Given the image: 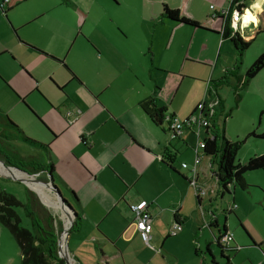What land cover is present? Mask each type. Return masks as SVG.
Returning <instances> with one entry per match:
<instances>
[{"label":"crops","instance_id":"obj_1","mask_svg":"<svg viewBox=\"0 0 264 264\" xmlns=\"http://www.w3.org/2000/svg\"><path fill=\"white\" fill-rule=\"evenodd\" d=\"M19 1L25 3L30 0ZM214 1L221 7L228 4L227 0ZM130 2L135 8L137 2ZM161 2H166L171 8H179L188 18L208 26L201 22L199 14L195 17L193 11L188 12L191 0H181V3L168 0ZM261 2L260 8L263 10L264 0ZM120 4L118 0H56L53 7H59L67 13V10L72 9L71 15H53V8L41 10L34 16L35 19L25 25L38 22L37 35L26 36L35 40L29 41L34 46L17 37L21 44L41 54L42 58L32 68L24 63L30 72L22 69V78L10 81L16 90L1 77L49 134L45 142L50 145L55 181L60 189L66 191L68 195L64 196H69L66 198L73 204L79 217L70 233L69 250L77 264H89L91 256H87L89 252L85 249L94 255L95 264H114L119 258H123L122 264H126L124 250L118 246V242L131 243L137 240L143 249L144 246H153V251L147 249L149 256L141 264H217L221 253L217 238L226 228L234 234L231 245H238L240 249L226 252L229 259L222 260L221 264H264V184L256 183L261 186L257 189L251 186L248 190L234 187L228 196H220L217 179L212 172L216 158L210 155L207 161L202 159L196 166V151L195 156L180 153V143L186 149L189 147L187 130L193 132L194 126H186L189 128L177 132L179 138H174L167 122L160 126L150 118L144 107L147 101H152L158 108L166 107L168 114L176 115L181 121L188 113L175 109L170 111L163 102V94H159V87L165 83L161 76L168 71L163 64L165 56L159 58L166 42L162 46L156 45L153 36L147 44L144 41L140 43L137 38L139 35L133 30V35L129 34L123 26L125 18L119 12ZM163 4L161 18L169 22L175 34L174 30L182 26L171 23L163 16ZM9 6L11 9L5 15L7 19L14 7ZM254 9L257 17L260 11ZM211 10L219 12L220 9L216 6L215 10ZM136 13L131 12L130 15L138 21L154 17L145 9L142 13ZM72 14L75 16L73 22L70 20ZM220 21L211 18L210 29L220 31ZM187 30L192 35L204 31L191 27ZM204 32L220 36L219 33ZM144 35H148V31ZM75 57L82 58L84 69L86 66V69L94 67L84 63V57L89 62L97 58L98 69L84 75L74 62ZM60 69L66 72L63 73L66 77L51 78ZM46 80L47 88L43 90L40 85ZM74 89L82 92L87 103H79L73 97V92L69 91H76ZM34 92L42 99L30 97ZM57 95L67 99L74 108L69 110L70 115L74 116L73 122L67 119L68 125L62 128L47 119L50 113L62 116L61 106L64 104ZM27 98L30 101L33 99L31 102L35 106L31 107L37 113H42L43 118L30 108ZM54 99H58V105ZM216 115L217 112L214 118ZM215 120L212 125H217ZM69 128L70 135L64 137ZM208 132L212 137L214 131L211 129ZM204 134L206 137L205 128ZM183 163H187L188 168H184ZM183 169H188V172ZM195 178L201 187L210 183L212 191L198 194L188 181ZM189 196H195L196 204L192 208L185 206ZM219 197L222 201L218 200ZM143 199L148 201V212L153 217L151 246L141 237L134 215L130 212V204ZM176 217L180 218L181 227L188 228L189 223H192L189 227L195 236L192 254L190 250L178 254L165 242L172 237L170 227ZM64 218L67 225V217ZM152 241L156 243L158 251H155L157 247ZM107 243L111 247H107ZM70 261L74 264L72 257Z\"/></svg>","mask_w":264,"mask_h":264},{"label":"rangeland","instance_id":"obj_2","mask_svg":"<svg viewBox=\"0 0 264 264\" xmlns=\"http://www.w3.org/2000/svg\"><path fill=\"white\" fill-rule=\"evenodd\" d=\"M120 1L121 7H119V12L125 18L123 26L128 33L130 32L129 34L133 35L131 32V30H133V32L137 35H141L140 37H137L140 43L144 41V43L147 44V41L151 40L153 36L156 41V45L161 44L162 46L163 43L166 42L164 45V51L160 52L159 58L162 59V57L165 56L163 58V64L166 66L168 71H166L164 75L161 76V80H165V83L163 84V87H159V94H163V97L165 98L163 102L168 105L169 110L171 111L175 109L180 112H187L188 115L183 120L185 121L191 116H199L201 107L203 104H205L206 108L203 112V116H205L208 111L207 108L210 106L213 100L208 92L209 82L210 80H215L218 83V94L223 100V108H217L215 120L217 122L219 132L220 134H223L224 131L226 138L229 140L240 142L243 141L237 155V162L244 163L254 155L264 154L263 138L254 136L246 138L248 134L253 131L259 134L264 132V114L262 113L264 112V71L258 73L256 77L250 81L248 86L242 89L238 88V79L245 76L247 69L256 60V58L264 52V32L259 33L252 45L246 49L242 56H240L234 44L230 40L223 39L221 35H217V37H215L214 35L204 32L206 30L198 31L192 35L187 30L189 26L181 24L180 26L182 27L174 30L175 34H173V30H171V25L169 22L166 19H162L160 15L162 4L166 2L159 3V1L163 0H133L137 2L135 8L130 2L131 0H118L119 3ZM168 1L181 3V0ZM254 1L255 0H248V8L254 4ZM55 2L56 0H30L25 3H20L19 0H10L9 4L13 5L14 7L8 15V19L5 17V14L0 7V54L2 53V55H0V108L5 113H7L10 118L16 124H18L29 137L34 138L42 143H46L45 140L49 139V134L31 116L29 111L24 107L22 101L19 99L16 93L12 91L7 83L12 86L10 81L19 80L20 77L22 78V69L30 72L24 66V63L29 68H32V66L38 63L39 58H42L40 56L41 54L33 51L19 42L17 38L18 36L21 41L34 46V44L29 43V41L33 39L26 36L37 35L38 22L26 27L25 25L35 19L36 17L34 16L44 9L53 8L52 14L57 16L71 15L72 9L67 10L69 13L68 14L65 12L66 10L63 11L60 10L61 8L59 7H53ZM210 4L217 6L218 10L221 9L220 4L214 0H191V3L187 9L188 12L190 10L193 11L192 14L195 17L197 14H199L198 18L201 19L202 23L207 24L208 28H210V20L214 14V11L210 9ZM143 6L149 14L154 15L153 18L149 17L145 21H138L134 19V17H131V12H137L136 14L142 13L144 10ZM131 7H133V9H131ZM75 11L78 14V11ZM74 17L75 16L72 14V19H70L72 22L75 20ZM8 20L11 22V25L9 24ZM171 23L175 24L172 21ZM14 30H17L18 33H16ZM255 30L256 28L250 25L245 27V29H242L240 32L241 35L252 36L255 33ZM145 31H148V35H144ZM77 33L82 34L83 37H85L83 33H80V31ZM138 40L136 41L137 44ZM145 44L139 45L144 46ZM154 48L156 49L155 46ZM146 59L147 58L145 57V60ZM74 62H76V64L81 68L82 72H84V75H86V72L95 71L98 69L97 66L99 60L96 58L94 61L89 62L88 59L84 57V63H90L91 66H94L87 69V66L84 69L82 58L75 57ZM181 66H183L182 71L180 69ZM226 68L228 69L227 72H225ZM63 73L65 74L66 72L60 69V71L56 75L51 76V78L54 79V77L58 78L59 76H64ZM1 77L7 83H4ZM47 81L48 80L44 81L43 84L40 85L43 90L47 88ZM69 92H73V97H75L79 103L85 101V97L82 95L80 90H72ZM32 96L33 99H36L34 97H38L39 99L41 98L35 92L32 93L30 97ZM57 98L64 104L61 106V110L63 112L62 116L60 117L57 113H50L47 115V119L50 122L58 124V127L62 128L65 127V125H68V122H73L74 116L70 115L69 110L74 108L69 105L68 101H66L67 99L59 97L58 95ZM58 99H54L56 100L55 103L57 105ZM31 101L29 98L26 99V102L30 108H32L31 106H35V104ZM83 103L87 102L85 101ZM35 113L37 115L39 114L36 111ZM40 114L39 115L42 117L43 114ZM186 128L189 127H185L182 131H185ZM187 131L189 133V147L186 149V147L180 143V153H187L188 155L195 156L197 144L199 141H203L205 139L204 127L201 128L198 126V124H196L194 125L193 132L189 129ZM198 132L200 133L199 138ZM70 133L71 131L69 128L64 133V137H68ZM12 145L13 147L17 148L21 155L26 157L33 156L35 157L34 159L40 163L43 161L46 162L44 155L40 151L35 150L34 148H31L30 146L21 142H14ZM200 155L204 162L207 161L209 156L204 154L202 148H200ZM214 158H216V161L214 163V169L212 171L213 173L218 169L219 155L214 156ZM185 160L190 164L189 160ZM179 164H181V162ZM11 167H17L21 169V167L18 166ZM183 170L184 172H188V169ZM0 172L11 175L7 168L3 166H0ZM30 174H33V176L42 181L45 179V176H42L39 173ZM19 176L28 177L27 175ZM35 177L31 178L32 180L30 181L37 183L34 181ZM246 181L250 186H254L255 189H257L258 186L261 185L256 183L264 184V170H253L247 172ZM55 182L57 184V181ZM0 183L4 190L15 194L19 199L24 201L26 200L25 188L27 187L31 189L20 181L10 180L7 178L1 179ZM41 185L47 187L43 184ZM186 187L189 188V186ZM202 188L207 194L212 191L210 183L208 186L203 185ZM33 189L36 190L41 196L45 204L41 200L40 201L43 203L46 209L50 211L56 218H58L60 222L62 221V226L64 227L65 218L55 193L48 188H46V190L36 188ZM61 190L64 195L67 194L63 188H61ZM226 196H228V194H226ZM218 200L222 201L221 197H219ZM195 204V196L194 198L189 196L185 206L192 208ZM171 210L172 209L169 211ZM17 211L22 217V224L26 227H30L31 219L26 215L25 208L18 207ZM191 225L192 223L190 222L188 228L187 226H183L180 228V230L177 229L176 235H173L172 237L165 240V242L169 243L172 249L178 254H181L182 251L188 250H190L191 254L194 253V250L191 248L194 247L195 236L189 230ZM173 226L174 224L171 223L170 232H172L171 229ZM152 244L157 247L154 241H152ZM106 246L111 247L109 243H107ZM118 246L124 250V262L126 264H141V262L145 261L149 256L147 249L153 251L151 250L152 248H147L146 246H144L145 249H143L141 242H138L137 240L131 243H125L123 241L120 243L118 242ZM156 249L159 248H155V251H158ZM85 250L89 252L87 253V256H91L89 259V264H95L96 260L94 255L91 253V251H89V249ZM68 253L72 257L74 264H77L76 259L69 249ZM80 254L81 253H79V256ZM21 262V250L17 241L8 229L0 226V264H21ZM122 263L123 258H119L114 261V264Z\"/></svg>","mask_w":264,"mask_h":264},{"label":"trees","instance_id":"obj_3","mask_svg":"<svg viewBox=\"0 0 264 264\" xmlns=\"http://www.w3.org/2000/svg\"><path fill=\"white\" fill-rule=\"evenodd\" d=\"M1 1L2 0H0V7L3 10V13L7 15L11 8L9 5L3 7L1 5ZM244 1L245 2L241 5V7L247 6L246 2L248 1ZM230 13L231 10L227 15H221L217 11L214 12L216 15L215 18L221 20L220 31H215L206 27L205 25H201L196 20L188 18L179 8H171L165 3L163 4L162 8L163 16L172 22H176L178 25L184 24L193 29L201 28L202 30L219 33L223 39L230 40L234 44L239 55L242 56L246 49L252 45L258 34L264 32V9L257 15L259 25L254 26L256 30L252 36L241 35V33L238 31L234 32L230 25ZM261 71H264V52L261 53L247 69L245 76L238 79V88L242 89L248 86L250 81ZM217 86L218 83L211 80L210 86L208 87V92L212 99H216L218 101V104L216 105V112L217 106L220 108L223 107L221 97L218 94ZM144 107L150 118L160 126H163V124L167 122V115H170L172 118L176 117L174 114H168L166 107L158 108L154 103H152V101L144 102ZM262 113L264 114V112ZM215 119L216 118L214 117L211 119V124ZM203 127L207 130V135L204 139L206 142L205 148H203L204 154L208 156L219 155L218 169L213 174L217 179L218 192L220 196L224 197L226 194H229L232 187L234 188L239 186V188L242 190H248L251 188V186L246 181V174L247 172L253 170H264V154L254 155L244 163L237 162V155L243 141L240 142L227 139L224 131L223 134H220L217 125ZM211 129L214 131L212 137H210L208 132ZM169 130L175 137L179 138V134H177L176 131H174L170 126ZM250 136L264 139V132L259 134L253 131L249 133L246 138H249ZM14 142L24 143L25 145L40 151L47 161L40 163L36 161L34 159L35 157L33 156L26 157L21 155L17 148L13 147L12 144ZM0 159L9 166H18L21 167L22 170L34 174L39 173L42 176H45V181L48 180V175H55L50 145L29 137L24 132V130L18 124H16L1 108ZM167 165L174 169L172 165ZM12 170L18 175L26 176V174L23 172H20L16 169ZM0 174L5 176L9 175L4 172H0ZM1 179L4 178L0 177V181ZM188 181L190 183V180ZM25 190L26 200L24 201L19 199L15 194L4 190L0 183V226L8 229L17 241L21 250V264H66L65 259L60 256L58 245L60 234L63 231L62 221L60 222L58 218H56L50 211L46 209V207L40 201L37 193L27 187ZM72 193L74 194V192ZM18 207L25 208L26 215L31 219L30 227H26L22 224V217L17 211ZM72 216V213H70V215L67 217L66 222L68 225L71 222ZM78 218L79 217L77 216V219ZM75 224L72 226V229L75 227ZM174 224L182 226V222L179 217H176ZM228 233V230L224 228V231L220 232L217 238L218 246L221 248L220 251L223 260L229 259L228 255H226V252H234L239 249L238 245H231L232 242L229 244V246H226L221 242L222 238Z\"/></svg>","mask_w":264,"mask_h":264},{"label":"built area","instance_id":"obj_4","mask_svg":"<svg viewBox=\"0 0 264 264\" xmlns=\"http://www.w3.org/2000/svg\"><path fill=\"white\" fill-rule=\"evenodd\" d=\"M228 4H226L225 6H222L221 9L219 10V14L221 15H227L229 13V11L231 10L230 13V25L233 28L234 32L235 31H240L242 29H245V27H242L244 21H243V17L245 16V9H251L253 15H255L254 13L256 12V10L252 7L248 8L247 6H242V4H244V0L242 1H236V0H227ZM10 0H2L1 1V5L3 7L8 6L9 5ZM211 9L216 8V6L214 4H212ZM237 14V15H234ZM216 15L213 14L212 15V19H216L215 18ZM252 23H249L248 25H251ZM235 25V28H234ZM247 25V26H248ZM253 25V24H252ZM218 104V101L212 100L210 106L207 108V113L205 116H203V112L205 111V104L202 105L201 107V111L199 113V116L194 117L191 116L189 119H186V124L185 121H181L179 120L177 117L172 118L170 115H167L166 120L169 123V126L176 131V133H181L182 130L187 126H194L196 124H198L199 127H203V126H210L211 125V119L215 116L216 114V105ZM206 117V119H205ZM173 137H175L173 135ZM198 137H199V132H198ZM205 144L206 142L203 141H199V143L197 144L196 147V152H197V158L195 159V165H199L202 161V157L199 154V150L200 148H205ZM183 167L184 168H188V164L187 163H183ZM196 173V171L194 170V174ZM190 184L194 187V189L196 190V192L205 194V190L202 189L201 186H199L197 184V180L196 178L194 180L190 181ZM148 206L149 203L147 200H140L138 202L135 203H131L130 204V210L134 215L135 218V224H136V228L138 229V231L140 232L141 237L143 238V240L149 245H150V238H151V232H152V223H153V217L152 215L148 212ZM181 226H178L177 224H174L173 228L171 229L172 232H170V234L176 235L177 233V229L180 230ZM234 241V234L232 232H229L227 235H225L222 238V243L226 246H229V244ZM153 248V246H151ZM155 249V248H154ZM240 249V247H239Z\"/></svg>","mask_w":264,"mask_h":264},{"label":"water","instance_id":"obj_5","mask_svg":"<svg viewBox=\"0 0 264 264\" xmlns=\"http://www.w3.org/2000/svg\"><path fill=\"white\" fill-rule=\"evenodd\" d=\"M254 26L255 25L253 24L252 27H254ZM0 162L3 163L4 166H6L7 168L16 169V170H18L20 172L25 173L28 176V177H16V176H12V175L5 176V175H1L0 174V177L7 178V179H10V180L20 181L21 183H24L25 185H27L28 187H30L29 184H28V181L32 180L31 178L35 177V176H33V174H30L28 171H24V170H22L20 168H17V167H11V166L7 165L1 159H0ZM34 179H35L34 181H36L38 183H41V184H43L45 186L50 187L51 188V191L55 193L57 199L60 201L61 207L64 210H66V212H67L66 214L67 215H70V213H72V215H73L71 217L72 219H71L70 224L68 226L66 225V223L64 224L63 231L60 234V238H59V242H58L60 256L65 259L66 264H72L71 261H70V256L65 253V248L68 251V249H69V239H70L71 229H72V226L76 222V218L78 216V213H77L76 209L74 208L73 204L70 202V200L64 196V194L62 193L60 187L56 184L54 175H48V180L47 181H44V180L42 181V180H40V179H38L36 177ZM31 190H33L34 192H36L38 194V196L40 197V200L44 203V201L42 200V198L39 195V193L36 190H34L33 188H31ZM64 235H66L65 245H64ZM222 260H223L222 254L220 253L219 254V257H218L217 264H221V261Z\"/></svg>","mask_w":264,"mask_h":264},{"label":"bare ground","instance_id":"obj_6","mask_svg":"<svg viewBox=\"0 0 264 264\" xmlns=\"http://www.w3.org/2000/svg\"><path fill=\"white\" fill-rule=\"evenodd\" d=\"M259 2V7L257 8V7H254V8H256L257 9V11H258V9H260V6H261V0L259 1V0H257L256 2H255V4H253V5H257V3ZM249 11L252 13V11L249 9ZM253 14V13H252ZM256 16V15H255ZM257 19V18H256ZM0 166H3V167H6V166H4V164L3 163H1L0 162ZM7 168V167H6ZM7 170L9 171V173L12 175V176H16V177H21V176H19L18 174H16L13 170H12V168H7ZM28 184H29V186L31 187V188H36V189H42V190H46V188H48V189H50L51 190V188L50 187H44V186H42L41 184H37V183H34V182H32V181H28ZM57 201L59 202V204H60V207H61V203H60V201L57 199ZM61 211H62V213H63V215L64 216H66V217H68V215L66 214L67 212H66V210H64L62 207H61ZM67 226H68V224H67ZM64 237L66 238V235H64ZM67 252V251H66ZM68 256V255H67Z\"/></svg>","mask_w":264,"mask_h":264},{"label":"clouds","instance_id":"obj_7","mask_svg":"<svg viewBox=\"0 0 264 264\" xmlns=\"http://www.w3.org/2000/svg\"><path fill=\"white\" fill-rule=\"evenodd\" d=\"M254 7H259V2L257 3V5H254ZM234 15H237V14H234ZM243 25L242 27H247V25L249 23H252L254 25H259V21L256 19V17L248 10V9H245V16L243 17ZM234 28H235V25H234Z\"/></svg>","mask_w":264,"mask_h":264}]
</instances>
